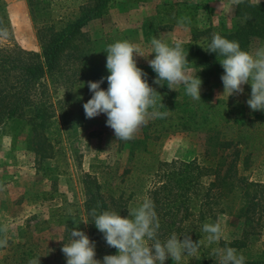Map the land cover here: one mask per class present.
I'll list each match as a JSON object with an SVG mask.
<instances>
[{"label":"rangeland","instance_id":"374dc122","mask_svg":"<svg viewBox=\"0 0 264 264\" xmlns=\"http://www.w3.org/2000/svg\"><path fill=\"white\" fill-rule=\"evenodd\" d=\"M5 1L11 34L0 37V42L41 51L38 28L54 24L59 30L78 18L81 7L89 0H45V6L35 14L27 0ZM243 1L113 0L101 16L82 27V35H76L73 40L80 45L75 48L76 57L67 58V52L61 68L44 79L54 103L55 126L60 129L53 138V148L45 149L48 156L29 148L28 127L14 129L13 124L0 123V239L7 240L0 246V264H11L9 255L17 243H25L27 256L40 257V264H66L61 248L68 240L65 238L67 223L89 236L87 223L83 222H87L83 182L87 173L100 179L112 177L114 187L120 192L123 189L129 192L131 188L140 191L147 173L153 172L160 161L176 166L192 160L202 164L205 150L211 145L209 133L183 124L188 111L203 119L209 114V106L214 105L230 121L264 118V110H252L246 103L250 84H244V91L238 95H221L224 88L218 61L209 57L204 49L208 44V31H231L244 23L245 18L237 15ZM181 18L185 19L184 27L178 24ZM157 36L169 43L183 42L190 74L197 73L202 80L201 99L193 100L182 84L174 85L175 89H165L164 85L154 83L156 73L146 58L136 55L137 66L158 92L155 108L161 112L160 108L164 107L165 115L149 117L131 139L116 140L114 130L106 125L105 114L82 117L83 103L92 95L87 81L109 74L107 45L126 40L141 45L147 53L151 38ZM261 45L264 38H255L250 51L254 52ZM101 87L107 88V80ZM78 97L82 101H77ZM237 147L234 142L228 149L217 148L211 152L216 158L224 153L231 159ZM131 166L134 168L125 173ZM247 174L253 180L264 179V164ZM76 218L84 224H75ZM219 221L226 240L241 234L242 221L227 215H221ZM190 236L192 239L193 235ZM252 240L250 252L258 255L264 247V234ZM104 255L96 247V258L102 260ZM201 256L199 248L195 254L182 257L179 264L197 262ZM165 264H174V261L169 257Z\"/></svg>","mask_w":264,"mask_h":264},{"label":"trees","instance_id":"16d2710c","mask_svg":"<svg viewBox=\"0 0 264 264\" xmlns=\"http://www.w3.org/2000/svg\"><path fill=\"white\" fill-rule=\"evenodd\" d=\"M111 1L89 0L81 7L80 16L59 30L54 28V24L40 26L41 51L26 49L17 43L0 42V123L13 124L14 129L28 127L26 139L29 148L41 151L42 156H48L45 149L53 148V138L60 130L55 126L54 103L44 79L61 68L67 52V58L76 57L74 52L80 45L73 41L74 37L82 35V27L101 16ZM27 2L35 14L46 1ZM6 4L5 0H0V37L11 34ZM237 15L245 18L244 23L231 31L218 33L250 50L252 40L264 38V1L244 0L237 9ZM212 34L208 31V43ZM72 49L74 51H70ZM207 55L218 61L223 73L217 54L207 51ZM163 87L166 89L168 86L164 84ZM77 101H82V98H77ZM160 111L164 113V107ZM208 112L206 117L199 119L195 112L188 111L183 121L184 125L188 123L191 128L209 133L211 145L205 150L202 164L192 160L176 166L160 161L153 172L147 173L146 181L139 186L140 191L131 188L129 192L124 189L120 192L113 186L112 177L100 179L91 173L85 175L87 229L100 252L115 254L117 249L106 244L103 234L91 222V210L111 209L127 216L131 204L147 195L153 201L160 220L161 239L175 232L178 236L192 234L193 241H201L202 256L190 264H216L211 248L225 243L243 253L246 264L264 263V247L258 255L250 252L254 244L252 237L264 234V179L253 180L247 174L264 164V118L230 121L214 105L209 106ZM81 114L85 117L83 107ZM234 142L238 147L231 159L224 153L216 158L211 152L217 148L228 149ZM167 166L170 167L165 169ZM132 168L125 169V173ZM221 215L242 221V232L232 240L223 237L217 245H209L201 226L206 222L219 221ZM75 221L79 225L84 224L78 218ZM71 228L72 224L67 223L65 238H69ZM24 246L25 243L13 246L9 255L11 264H28L30 258Z\"/></svg>","mask_w":264,"mask_h":264},{"label":"clouds","instance_id":"9594fccd","mask_svg":"<svg viewBox=\"0 0 264 264\" xmlns=\"http://www.w3.org/2000/svg\"><path fill=\"white\" fill-rule=\"evenodd\" d=\"M178 24L184 27L185 19L178 20ZM204 49L217 54L224 70L221 75L224 91L221 95H238L244 91V84H250L247 105L252 110H264V45L253 52L243 49L236 40L213 33ZM106 53L109 74L99 80L87 81L92 95L83 103V109L86 118L105 114L106 125L114 130L116 140L131 139L149 117L165 115L155 108L158 92L149 85L146 73L137 66L136 55L147 59L156 73L154 83L166 84L170 89L182 84L185 93L193 100L201 99L202 80L197 73L195 76L190 74L181 40L169 43L163 37H153L147 46V53L139 44L115 41L107 45ZM153 53L155 55L149 58ZM105 80L106 89L101 87ZM127 210V216L111 209L97 211L93 208L90 213L91 222L103 234L106 244L117 249L115 254L97 259L96 242L80 228L73 227L61 248L66 264H165L169 257L174 264H179L182 257L195 254L201 247V241H193L190 234L178 236L173 232L161 239L160 220L153 201L147 195ZM201 231L206 234L209 245H217L223 238L219 221L203 223ZM6 243V239H0V246ZM211 251L216 264H246L245 255L226 243L213 246ZM28 264H40V257L30 259Z\"/></svg>","mask_w":264,"mask_h":264}]
</instances>
